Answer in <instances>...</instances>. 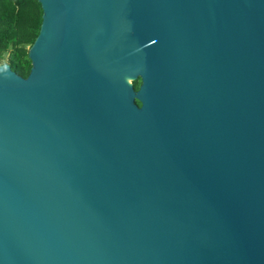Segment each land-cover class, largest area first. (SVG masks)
Returning <instances> with one entry per match:
<instances>
[{
	"label": "water",
	"instance_id": "water-1",
	"mask_svg": "<svg viewBox=\"0 0 264 264\" xmlns=\"http://www.w3.org/2000/svg\"><path fill=\"white\" fill-rule=\"evenodd\" d=\"M38 1L0 264H264V0Z\"/></svg>",
	"mask_w": 264,
	"mask_h": 264
},
{
	"label": "trees",
	"instance_id": "trees-1",
	"mask_svg": "<svg viewBox=\"0 0 264 264\" xmlns=\"http://www.w3.org/2000/svg\"><path fill=\"white\" fill-rule=\"evenodd\" d=\"M42 15L38 0H0V65L9 64L18 74L29 75V50L40 32ZM134 84L138 89L141 80Z\"/></svg>",
	"mask_w": 264,
	"mask_h": 264
},
{
	"label": "bare ground",
	"instance_id": "bare-ground-1",
	"mask_svg": "<svg viewBox=\"0 0 264 264\" xmlns=\"http://www.w3.org/2000/svg\"><path fill=\"white\" fill-rule=\"evenodd\" d=\"M129 82H131V83H132V80H130V79H129Z\"/></svg>",
	"mask_w": 264,
	"mask_h": 264
},
{
	"label": "flooded vegetation",
	"instance_id": "flooded-vegetation-1",
	"mask_svg": "<svg viewBox=\"0 0 264 264\" xmlns=\"http://www.w3.org/2000/svg\"><path fill=\"white\" fill-rule=\"evenodd\" d=\"M137 89V88H136Z\"/></svg>",
	"mask_w": 264,
	"mask_h": 264
},
{
	"label": "rangeland",
	"instance_id": "rangeland-1",
	"mask_svg": "<svg viewBox=\"0 0 264 264\" xmlns=\"http://www.w3.org/2000/svg\"><path fill=\"white\" fill-rule=\"evenodd\" d=\"M131 80V79H130Z\"/></svg>",
	"mask_w": 264,
	"mask_h": 264
}]
</instances>
